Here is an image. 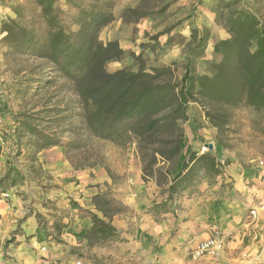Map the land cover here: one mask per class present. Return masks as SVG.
I'll return each instance as SVG.
<instances>
[{"label":"rangeland","instance_id":"rangeland-1","mask_svg":"<svg viewBox=\"0 0 264 264\" xmlns=\"http://www.w3.org/2000/svg\"><path fill=\"white\" fill-rule=\"evenodd\" d=\"M220 1L56 0V7L74 30L78 26L72 24L71 17L77 16L80 8L98 5L111 13L112 18L100 30L99 38L108 42L117 35L123 38L126 47L120 59H113L105 65L108 71L126 67L138 69L141 64L150 68L176 62L174 77L179 80L184 73L187 47L195 40L194 28L209 35L206 51L198 59V72L206 73L211 62L220 59L214 52V45L230 36L215 12ZM243 2L264 14V0ZM128 9L139 12L125 14ZM15 11L25 12L24 18H19ZM40 16L34 0H0V111L5 118L2 132L6 142L0 153L8 146L12 147L0 173V180L6 178L4 185L9 191L0 188V198L6 202L14 201L12 196L26 200L22 205L19 201L17 205L12 204L13 209H20L25 214L13 210L16 221L9 222L8 219L10 225H5V228H13L9 227L12 230L5 239L4 258L12 264H21L25 250L21 248L11 256L9 244L17 243L15 240L23 230V221L35 214L45 240L36 246V252L50 255L42 254L38 264L42 260L49 264H77L78 260L82 264H161L160 247L171 244L174 249H186L194 242V232L188 235L191 225L188 226L190 221L185 201L199 190L192 194H174L173 199L165 202L167 186H158L156 179L149 176L144 179L142 158L135 142L119 146L93 137L83 123L74 83L52 62L40 57L36 49L13 45V41L21 40L26 31L17 27L14 40L8 36L5 38L7 32H3L2 27L5 22L9 23V19H15L27 31L37 28L40 32L44 28L40 25L43 21ZM194 106L203 111L199 104L194 103ZM229 112L227 129L219 132L216 128L217 137L222 139L223 144L219 142L221 147L210 149L205 145L200 148L204 153L223 149L220 159L230 161L214 182L203 176L200 179V182L219 184L213 197L216 219L209 221L210 226L199 229L202 233L210 230L209 236L201 241L220 232L225 239L224 249L218 256L206 257L217 261L225 259L226 264H264V210H259L257 217L249 214L251 208L264 202V111L256 113L252 109L237 107ZM10 120L14 122L11 124ZM45 136L58 144L46 145ZM148 153L146 163L151 159V152ZM179 156L166 162L158 155L155 169L169 170L170 177L174 176L182 166ZM66 160L76 170L93 172L82 176L83 180L87 179L85 188L90 189L88 194L80 192L79 197L71 190L61 194V185L55 182V171L64 167L62 162ZM53 165L56 167L52 168ZM3 191L12 193L10 197H4ZM94 193H105L114 205L124 208L113 218L118 229L126 231L120 233L121 241L114 244L121 242L124 248L122 245L118 250L111 248L114 244L91 247L88 243L83 244V237L76 239L75 236L76 242L71 239L70 234L77 229L71 214L72 206L82 207L80 215L88 216V211L92 210L87 206L94 207ZM47 194L53 197L62 195L70 206L53 207L51 202L54 200ZM56 210H62V216ZM93 212H96L95 208ZM192 251L186 253L188 258L201 260H193Z\"/></svg>","mask_w":264,"mask_h":264},{"label":"trees","instance_id":"trees-1","mask_svg":"<svg viewBox=\"0 0 264 264\" xmlns=\"http://www.w3.org/2000/svg\"><path fill=\"white\" fill-rule=\"evenodd\" d=\"M34 3L40 9L43 19L40 25L44 28L40 32L37 28L27 31L11 18L2 27L7 32L5 38L14 40L17 27L26 31L13 45L36 49L40 57L52 62L74 83L83 123L93 137L119 146L136 143L144 179L149 176L156 179L158 186H167L165 202L180 192L192 194L202 176L214 182L223 173L230 161L223 162L212 153L192 152L172 177L169 170L155 166L158 155L166 162L180 155L185 136L183 123L189 119L192 103L202 107L219 132L227 129L231 108L264 111V14L243 0H221L215 12L230 36L214 45L220 59L211 62L206 73L198 72V59L206 51L209 35L194 28L195 40L187 47L184 73L178 80L174 77L176 62L108 71L105 65L120 59L124 51L119 41L104 42L99 38L100 30L112 18L103 7L80 8L78 15L71 17L72 24L78 26L74 30L56 7V0H34ZM15 12L24 18L25 12ZM138 12L128 9L125 14ZM217 139L223 144L220 137ZM45 140L46 145L58 144L48 136ZM148 152L151 159L146 163ZM5 179L0 180V188L9 191ZM93 205L96 212L88 211L92 225L85 234L88 245L110 246L121 241L120 229L113 218L124 208L114 205L105 193L96 194Z\"/></svg>","mask_w":264,"mask_h":264},{"label":"crops","instance_id":"crops-1","mask_svg":"<svg viewBox=\"0 0 264 264\" xmlns=\"http://www.w3.org/2000/svg\"><path fill=\"white\" fill-rule=\"evenodd\" d=\"M109 40L119 41L122 49L126 47L123 44V38L117 35L115 37L113 36V38L112 37L109 38ZM196 108L197 107L194 106V103L190 105L189 111H188L189 119L187 120V122H185V125H184L185 126V136L181 144L182 148H181V153L179 156V159H181V164L183 163V161H185L189 157V155L192 152L204 153L200 151V148L207 144L208 145L213 144L214 147L216 146L221 147V145L219 144V140L217 139L216 127L211 125V123L207 120L203 111H199ZM192 111H194V114L192 113ZM9 122L11 123L14 121L10 120ZM11 148L12 147L9 148L8 146L4 150H2V152L0 153V173L3 172L4 164L2 165V163H4V160L8 159L9 149ZM222 151L223 149H218L216 151H213L212 154L216 155L218 159H220L219 156H222ZM12 152L14 151L12 150ZM62 165L64 167L55 171V174H57L55 182L61 185L59 188L61 191V194L63 195V193H65L66 191L69 192L70 190H71L70 192L75 193L79 197H80V192L88 194V190L90 192V189L85 188V186L87 185V179L83 180L82 176H87L88 175L87 172H89V174H93V172L76 170L71 166V164L67 160L63 161ZM55 167L56 165L52 166V168H55ZM225 176L226 177L228 176L227 173H225ZM254 177L255 176H253V178ZM240 182L243 183L242 180ZM238 187L241 188V186H238ZM218 189H219V184H209L206 182H200V184L198 185L199 192L197 194H193V196H189L188 200L185 201L186 202L185 204L188 207L186 215L189 218L188 220L190 221L188 226L191 225L189 227L188 235L191 234V232H194L195 234L194 236L195 238L193 239L194 242L192 241L189 244V247L186 248L187 251H185L186 249H182V248L174 249L173 246H171V244L170 246L160 247L158 250H159V255L161 257L160 259L161 264H226L227 260L225 259L217 261L216 259H212L209 257H204L203 259L199 261H191L190 257L188 258V255H186V253H189L190 251H192V249L194 248V245L197 242L201 241L202 238L209 236L210 230H208L205 233H202L201 231H199V229L205 226H210L208 225L209 221L216 219L215 218V214H216L215 199L213 197L218 192ZM236 193L238 192L236 191ZM62 195H55V197H53V195L50 196L49 194H47L46 196H48L49 198H53L54 201L51 202V205L53 207L60 206L63 208L65 207L67 208L70 206V204L67 203V200L63 199ZM22 198L24 197H17L14 199L12 196L11 200H14V201H11V202H6L4 199L0 198V264H12L10 260L9 261L5 260L4 258L5 253H4L3 246L5 243V239L9 238V233L12 230V229H9V227L10 228H13V227L9 226L8 228H5V225L7 224L10 225V223L7 222L8 219L10 220L9 222L16 221V217L14 216V213H13V210H16V209H13L14 206L12 204L16 203L17 205V202L19 201L20 204L22 205L23 203L26 202V200H23ZM81 208L82 207H78V205L76 207L72 206L71 214L74 215V218L76 220L75 226L77 229L75 232L72 230L73 235L70 234V237L71 239H74L73 241L75 242H76L77 237L79 236L83 237V241H84L83 244H87L85 234L92 225V219L87 215H80L79 212H81L80 211ZM87 208H90L92 211H94V207L92 205H88ZM237 208L235 209L236 213L238 211ZM16 211L21 212V214L24 213V211H21L20 209L19 210L17 209ZM56 211L58 212L59 216H62L61 214L62 210H56ZM74 212H78V213H74ZM239 212L241 211L239 210ZM204 221L206 222L205 224H204ZM23 225L24 227H23L22 232L17 235V239L15 240L17 243L15 245L9 244L8 252L11 256H14V252L16 251L18 252L22 248L23 251L25 250L26 255L24 256V258L22 257L23 260L21 264L22 263L23 264H38L37 263L39 262L38 258L42 254L45 256H50L46 254L45 252L37 253L35 249L37 245H41L42 242L45 241L44 238L42 237L43 230L40 227H38L37 218L35 217V214L25 219L23 221ZM125 232H126L125 230L120 229L121 234H125ZM75 236H76V239H75ZM26 237H29V240H27ZM81 239L82 238H80L79 240ZM48 244L51 245V242ZM121 245H122L121 242H119L117 244L112 245L113 247L111 246V248H115L118 250V246H121ZM122 247L124 248V245H122L121 248ZM50 252H51V249H50ZM51 256L53 258V255Z\"/></svg>","mask_w":264,"mask_h":264},{"label":"built area","instance_id":"built-area-1","mask_svg":"<svg viewBox=\"0 0 264 264\" xmlns=\"http://www.w3.org/2000/svg\"><path fill=\"white\" fill-rule=\"evenodd\" d=\"M5 118L4 115L0 111V149L4 148L5 145V137L2 132V127L4 124ZM208 144L206 145V147ZM205 149V147H204ZM10 192L2 193L4 197H10ZM259 210H264V202H260L258 207L251 208L249 214L252 217H257L259 214ZM225 247V239L221 236L220 232H215V234L204 241H200L196 247L192 251V259L199 260L206 256H218L220 252ZM40 264H49L48 261L42 260ZM77 264H82L80 260L77 261Z\"/></svg>","mask_w":264,"mask_h":264},{"label":"water","instance_id":"water-1","mask_svg":"<svg viewBox=\"0 0 264 264\" xmlns=\"http://www.w3.org/2000/svg\"><path fill=\"white\" fill-rule=\"evenodd\" d=\"M210 149H213L214 148V145L213 144H209L208 145Z\"/></svg>","mask_w":264,"mask_h":264}]
</instances>
